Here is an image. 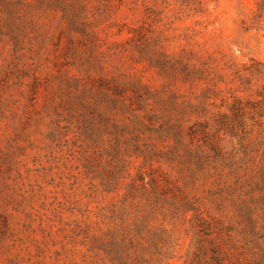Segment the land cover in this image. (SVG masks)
<instances>
[{
    "label": "rangeland",
    "instance_id": "obj_1",
    "mask_svg": "<svg viewBox=\"0 0 264 264\" xmlns=\"http://www.w3.org/2000/svg\"><path fill=\"white\" fill-rule=\"evenodd\" d=\"M0 264H264V0H0Z\"/></svg>",
    "mask_w": 264,
    "mask_h": 264
}]
</instances>
